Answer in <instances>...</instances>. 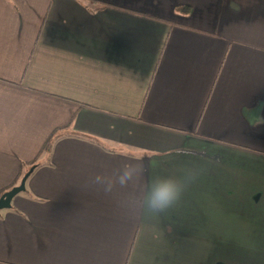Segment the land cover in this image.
Segmentation results:
<instances>
[{"label": "crops", "instance_id": "1", "mask_svg": "<svg viewBox=\"0 0 264 264\" xmlns=\"http://www.w3.org/2000/svg\"><path fill=\"white\" fill-rule=\"evenodd\" d=\"M32 168L0 264H264V0H0V193Z\"/></svg>", "mask_w": 264, "mask_h": 264}, {"label": "clouds", "instance_id": "2", "mask_svg": "<svg viewBox=\"0 0 264 264\" xmlns=\"http://www.w3.org/2000/svg\"><path fill=\"white\" fill-rule=\"evenodd\" d=\"M134 159L142 160L141 157H134ZM146 168L147 166L141 162L123 163L108 179L102 180V175H97L92 183L99 186L104 194L108 195L118 188L127 189L130 185H134ZM195 175L193 170L183 178L174 175L156 176L148 182L147 187L138 198L133 196L131 199L146 212L163 213L180 199L186 188V181L194 179Z\"/></svg>", "mask_w": 264, "mask_h": 264}, {"label": "water", "instance_id": "3", "mask_svg": "<svg viewBox=\"0 0 264 264\" xmlns=\"http://www.w3.org/2000/svg\"><path fill=\"white\" fill-rule=\"evenodd\" d=\"M33 169H31L29 172H27L24 177L22 178L21 182L19 185L14 186L7 192H5L1 197H0V212L5 209H11L12 208V200L13 198L18 195L19 193L23 192L26 190V181L28 177L30 176V173L32 172Z\"/></svg>", "mask_w": 264, "mask_h": 264}, {"label": "trees", "instance_id": "4", "mask_svg": "<svg viewBox=\"0 0 264 264\" xmlns=\"http://www.w3.org/2000/svg\"><path fill=\"white\" fill-rule=\"evenodd\" d=\"M92 4H93V5H96V7H97L98 9H99V8H105L107 5H109V4H107V3H103V2H99V1H92ZM53 137H54V134H53V135L51 136V138L46 142V144H45L43 150L41 151V153H42L44 150H51V149L53 148L54 143H55V141H56V139L54 140ZM36 159H37V158H36ZM36 159H35V160H36ZM35 160H34L32 163H35ZM39 167H41V165H36V166L34 167V169H37V168H39ZM32 169H33V168H32ZM34 169H33V170H34ZM33 170H32V172H33ZM32 172L30 173V175L32 174ZM25 174H26V173H25ZM25 174H24V175H25ZM22 175H23V173L21 172V173L19 174V176H18L16 182H15L11 187H9V188L3 190V191L0 193V197H1L6 191L10 190L11 188H13V187L17 184L18 181L23 177ZM37 199H39L40 201H42V199H40V198H37Z\"/></svg>", "mask_w": 264, "mask_h": 264}]
</instances>
